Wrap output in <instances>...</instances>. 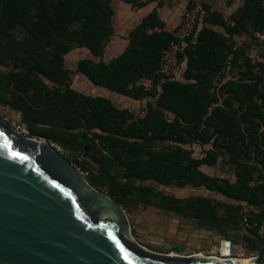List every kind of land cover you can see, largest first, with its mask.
<instances>
[{"label":"trees","instance_id":"16d2710c","mask_svg":"<svg viewBox=\"0 0 264 264\" xmlns=\"http://www.w3.org/2000/svg\"><path fill=\"white\" fill-rule=\"evenodd\" d=\"M111 1L0 0V68L4 69L0 103L20 113V122L31 135L61 146L63 156L86 172L87 182L106 190L119 205H126L132 196L142 206L217 230L228 224L241 226L242 203L263 206L258 213L251 212L258 226L249 231L256 233L264 221V80L252 74L251 60L256 56L238 48L229 73L216 85L213 82L231 52L233 36L250 38L263 29L264 0H243L231 15L233 26H226L222 16L205 4L203 23L224 27L227 37L206 26L197 30L199 20L179 53V63L185 64L183 81L157 78L162 52L175 38L163 29L156 11L131 31L125 50L109 63L79 60L75 71L92 85L135 100L154 99L137 120L106 98L72 89L64 66V56L75 48L102 58L114 33ZM122 1L143 5L139 0ZM261 47L256 66L264 73V44ZM142 80L153 82V94L144 91ZM162 143L166 146L157 149ZM193 144L211 148L194 158L182 147ZM75 154L83 160H76ZM219 157L237 167L234 183L200 171L202 165L214 166ZM112 164L127 180L203 187L239 204L202 196L178 198L121 183L111 173ZM255 177L263 182L250 186Z\"/></svg>","mask_w":264,"mask_h":264},{"label":"water","instance_id":"95a60500","mask_svg":"<svg viewBox=\"0 0 264 264\" xmlns=\"http://www.w3.org/2000/svg\"><path fill=\"white\" fill-rule=\"evenodd\" d=\"M229 246L220 242L219 257L147 249L118 203L49 144L0 119V264H238ZM263 256L264 243L249 259Z\"/></svg>","mask_w":264,"mask_h":264},{"label":"crops","instance_id":"0c3cea01","mask_svg":"<svg viewBox=\"0 0 264 264\" xmlns=\"http://www.w3.org/2000/svg\"><path fill=\"white\" fill-rule=\"evenodd\" d=\"M227 1L229 0H207L205 4L210 7V10L212 12L220 14L222 18L226 16L231 17V15L242 5L243 0H237L238 5L236 1L235 3H229ZM189 3H190V0H170L167 5H162V4H158L155 2H151V3H142L143 5L141 7H137L136 5L125 3L122 0H112L111 1V7L113 10L112 26H113L114 33L106 43L102 58L94 57L85 48H76V49H81L82 52H80L81 56L75 62V67H76L77 62L81 59H89L93 62H98L99 60H102L105 63H109L111 60L115 59L127 47L129 43V36H130L131 31L134 28H136L141 23V21L152 11H156L158 20H160L164 24L163 29L167 32H173L179 25L184 10L190 6ZM202 26H206L207 28L219 33L220 35L227 37L224 27L215 25V24L203 23V20L201 17L199 23L196 25L197 30L200 29ZM156 30L158 31L159 29H156ZM245 41L248 42L247 48L243 46V43ZM233 42L234 43L232 47L234 45H238V48L245 47L248 54L252 57L256 56L257 58L263 50V47H260V46L257 47V45L254 44V41L251 39V37L246 38L244 36L234 35ZM182 46L184 47L185 44H183ZM258 49H261V51L258 52L257 51ZM72 51H75V50L73 49L70 52ZM184 68H185V64L184 63L180 64L174 74V77L179 81H183L182 73H183ZM2 71H4V69L0 68V72ZM232 72L233 74L236 73L237 69L233 68ZM73 83H74V87L72 86ZM73 83L71 87L77 92L87 95V96H92V97L98 96V97L106 98L110 100L113 103V105L117 107L118 109H125V108H122V106L125 104L131 107L134 106V107H144L145 108L146 104L151 101V99L149 98H147V100L145 98L140 99V100H135L129 97L119 95L117 93H112L106 88L92 85L81 74H79V76L76 78L75 82ZM99 91H101L102 93H100ZM111 95H113L114 101L111 100ZM116 104L119 105L120 107L116 106ZM0 112L1 114H4L5 118L7 119H12V120L14 119L17 121H20L21 119V115L18 111H15L9 108L8 106H4L1 103H0ZM186 146H192V145H186ZM193 146L198 147L199 149H203L204 147H206L205 150L203 149V154L199 158L203 157L205 152L211 148L210 144L201 145V146L197 144H193ZM192 156L194 157L193 152H192ZM194 158H198V157H194ZM218 160L222 163L221 157H219L217 161ZM226 165L233 167V170H234L233 180H228L226 178H220V179H226L230 181L231 183H234L236 181L235 172L237 170V167L234 165H228V164ZM203 166L205 167L206 165H202L201 167ZM201 167H200V171H202ZM206 167H213V166H206ZM255 176H257V174ZM262 182L263 180L257 179L255 177L254 180L249 183V185L254 186L257 184H261ZM193 188H196V187H193ZM209 192H212V191H209ZM213 193L218 194L220 197L224 199L223 201L218 200L222 203L233 204V205L239 204L237 200L226 199L224 196H222L219 193H216V192H213ZM252 209L255 213H258L259 211L263 209V206H253ZM219 215L223 216L222 210H220ZM208 229H210L211 231L213 230L211 233L213 234L214 240L216 242V245L214 244L210 246L211 248L209 247V249L211 250L215 249L217 251L218 246H219L218 244H220L222 240L228 241L230 243L229 258H250V257L256 256L257 255L256 253H258L261 250L260 245L261 244L263 245L264 243V221L262 222V224L260 225L256 233H251V231H246L242 229V227L238 224L223 225L218 230L215 228H203L204 231H207ZM197 254L205 255L204 251H199Z\"/></svg>","mask_w":264,"mask_h":264},{"label":"rangeland","instance_id":"374dc122","mask_svg":"<svg viewBox=\"0 0 264 264\" xmlns=\"http://www.w3.org/2000/svg\"><path fill=\"white\" fill-rule=\"evenodd\" d=\"M237 3V0H229V3ZM192 0H190V5ZM19 37L22 36V31L19 30ZM244 37H248L247 34L242 35ZM247 40V39H246ZM248 42L245 41L243 46L247 48ZM75 51L68 52L64 56V66L70 72V81L71 85L75 82L76 78L79 74L75 71V62L81 56L80 52L81 49H74ZM258 52L261 49L257 50ZM74 87V83L72 85ZM97 88V87H95ZM102 93L101 91H99ZM147 100V98H145ZM111 100L114 101L113 95H111ZM154 101V99H151ZM116 106H119L116 104ZM120 107V106H119ZM122 108L132 110L136 112L140 110L142 107H131L129 105H123ZM0 119H6L9 123L13 121L12 119L5 118L4 114L0 112ZM166 146V143L159 144L157 149H161L162 147ZM186 150H191L193 152L194 157H200L203 154V149L205 150L206 147L203 149H199L195 146H182ZM67 156L72 157L68 152H65ZM76 160L81 161L83 160L82 156L75 154ZM90 159L87 158V161ZM74 166V164H72ZM94 165H91L92 168ZM75 167V166H74ZM85 177L86 172L77 168ZM202 172L213 177L218 178H226L228 180H233V167L227 166L224 163H221L219 160L213 167H201ZM111 173L116 175L117 180L121 183L130 184L133 186H147L151 187L155 191H158L162 194L175 196L178 198H186V197H195V196H202L210 198L211 200L218 201L224 200L218 194L213 192H209L203 187L200 188H193V187H183L179 188L174 185H160L155 183L154 181H139V180H127L123 177L122 169L117 166L116 164L111 165ZM106 190H104V194H106ZM109 197V196H108ZM113 200V199H112ZM126 205H120L129 220L130 229L132 232L133 237L136 239L138 243L142 246L146 247L147 249L160 253V254H175L181 255L185 257H190L197 254L199 251H204L205 256H218V251L215 249H209L210 246L216 245L214 240L212 231L208 229L204 231L202 227H200L196 220L194 219H187L181 216H177L170 212H166L154 206H142L136 203L134 197L129 196L126 200ZM220 246V244H218ZM218 246V247H219ZM263 245H260V249ZM211 248V247H210ZM209 249V250H208ZM195 253V254H194ZM211 253V254H210ZM208 254V255H207ZM210 254V255H209ZM257 254V253H256ZM202 255V254H201ZM264 259V256H263ZM264 264V260L263 263Z\"/></svg>","mask_w":264,"mask_h":264},{"label":"built area","instance_id":"2783aa9c","mask_svg":"<svg viewBox=\"0 0 264 264\" xmlns=\"http://www.w3.org/2000/svg\"><path fill=\"white\" fill-rule=\"evenodd\" d=\"M142 3H151L155 2L162 5H167L170 0H139ZM207 0H192V4L184 10L181 21L177 28L172 32L173 37L175 38L174 42H171L165 50L162 52V56L159 62L158 69L156 71L157 78L163 80L166 78L174 77L176 70L178 69L179 63V53L181 51L182 45L185 44L186 39L192 34L194 31L196 23L201 19L204 14V4ZM264 8V2H263ZM223 21L226 26H233L234 21L231 19L230 16H226L223 18ZM251 39L254 43L259 47L264 44V27L259 32L251 33ZM238 50V45H234L231 48V52L226 57L223 67L221 70L215 75L214 84L216 85L219 81H221L230 71L231 64L234 59V55ZM257 58H252L251 65L253 66L252 74L253 75H260L264 80V73H261L259 68L256 66ZM142 84L144 91L153 94L154 84L151 80H142L140 81ZM129 112L133 116V120H137L138 118H143L146 114V108L142 107L140 110L136 112L129 110ZM10 126L14 131L21 134L22 136L38 141L40 143H47L49 144L55 151L59 154L63 155L64 150L58 144L47 140L43 137L31 135L29 130L23 125L20 121L13 120L9 122ZM251 212L252 208L246 204L242 203L240 206L239 215L241 218V227L242 229L249 231L256 228L257 222L251 219Z\"/></svg>","mask_w":264,"mask_h":264},{"label":"bare ground","instance_id":"6f19581e","mask_svg":"<svg viewBox=\"0 0 264 264\" xmlns=\"http://www.w3.org/2000/svg\"><path fill=\"white\" fill-rule=\"evenodd\" d=\"M171 255H175V254L171 253ZM199 255H201V254H199ZM201 256L206 257L205 255H201ZM221 257H223V255ZM234 260L238 264H253L249 258H235Z\"/></svg>","mask_w":264,"mask_h":264},{"label":"flooded vegetation","instance_id":"af4514ba","mask_svg":"<svg viewBox=\"0 0 264 264\" xmlns=\"http://www.w3.org/2000/svg\"><path fill=\"white\" fill-rule=\"evenodd\" d=\"M218 256H219V253H218ZM264 260V259H263ZM263 263V262H262Z\"/></svg>","mask_w":264,"mask_h":264}]
</instances>
